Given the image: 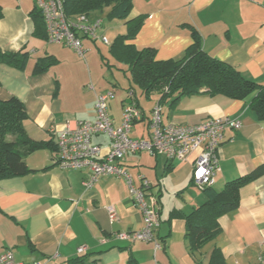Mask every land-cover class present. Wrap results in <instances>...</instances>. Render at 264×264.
<instances>
[{
  "label": "crops",
  "instance_id": "0c3cea01",
  "mask_svg": "<svg viewBox=\"0 0 264 264\" xmlns=\"http://www.w3.org/2000/svg\"><path fill=\"white\" fill-rule=\"evenodd\" d=\"M33 6L34 1L30 4L29 0L0 2V49L26 51L29 55L24 69L0 63V99L18 98L28 116L24 122L28 137L54 144L56 135L49 128L59 130L66 121L93 120L96 94L106 91V87L93 85L88 87L91 92L82 91L79 80L90 71L80 58L94 51L103 63V45L113 62L126 66L109 52L116 36L126 33V26L120 20L123 26L116 24L115 28L121 27L124 32L110 39L109 26L102 17L109 8L89 12L92 17L102 18L97 34H104L109 44L85 38L81 56L69 47L32 35L34 25L29 12ZM139 15L144 16V21L125 44L137 49L153 46L157 60L177 59L192 42L193 27L206 53L264 85V0H132L128 18ZM72 51L82 63L76 61ZM42 57L54 62L45 71L32 73L35 61ZM128 87L124 86L125 91L114 103L111 90L114 96L108 101V113L115 126L120 123ZM141 96L148 102L145 106L134 90L135 103L142 113L131 129L133 134L132 130L141 126L134 138L147 137L149 115L158 102L156 93ZM211 117L237 118L241 122L240 127L223 132L212 184L220 191L264 164V120L256 117L249 98L237 100L198 93L183 96L172 106H162L165 124L194 125ZM93 140L107 143L104 136ZM195 155L196 152L184 160L169 161L163 155L140 152L128 154L122 161L134 185L139 184L138 175L151 184L149 197L155 201L159 216L154 237L160 247L155 249L153 242H127L113 236L118 231L142 227V216L122 178L102 175L85 187L88 169L59 167L56 151L48 148L25 153L26 165L35 171L0 180V254L11 250L16 261L39 264H126L130 257L137 264H208L217 246L226 264H259L258 258L264 253V172L238 187L236 208L218 218L219 235L197 257L189 252L183 215L205 202L202 189L191 179ZM109 209L114 211L115 220H110ZM80 247L84 249L79 253ZM78 257L82 261L73 263Z\"/></svg>",
  "mask_w": 264,
  "mask_h": 264
},
{
  "label": "trees",
  "instance_id": "16d2710c",
  "mask_svg": "<svg viewBox=\"0 0 264 264\" xmlns=\"http://www.w3.org/2000/svg\"><path fill=\"white\" fill-rule=\"evenodd\" d=\"M132 0H63V10L67 17L80 13L102 11L109 8L107 19L123 20L126 33L117 35L110 45L109 52L114 59L127 66L130 73L128 90L135 86L139 94L149 97L156 93L158 104L161 106L174 105L181 97L198 93L209 96L222 95L230 99L242 100L249 98V106L259 120H264V85L244 76L239 70L225 61L206 53L201 44V38L193 27L190 31L192 42L178 59L157 60L156 48L146 46L137 49L132 44H125L130 40L144 21L139 15L128 18ZM34 29V37L46 40L43 16L35 3L29 12ZM2 16L0 10V17ZM26 51H3L0 49V63L24 69L28 60ZM102 62L108 64L101 55ZM54 62L49 57L38 58L32 69L37 74L45 71ZM135 100V99H134ZM139 107V105L136 103ZM28 116L23 103L16 97L6 100L0 99V180L22 176L35 170L30 169L23 155L39 149L48 148L56 151L51 140L35 141L26 134L24 122ZM8 136H12L8 140ZM23 148L24 151H20ZM264 172V164L247 177L237 179L226 184L220 190L212 186L202 188L205 202L183 215L185 220V239L189 252L197 257L202 248L212 242L220 233L218 218L235 209L238 202V187L257 174ZM175 214V212H172ZM78 257L73 263L81 262ZM126 264H137L135 258L130 257ZM208 264H226L219 247L214 246Z\"/></svg>",
  "mask_w": 264,
  "mask_h": 264
},
{
  "label": "built area",
  "instance_id": "2783aa9c",
  "mask_svg": "<svg viewBox=\"0 0 264 264\" xmlns=\"http://www.w3.org/2000/svg\"><path fill=\"white\" fill-rule=\"evenodd\" d=\"M191 1V0H188ZM43 16L46 41L69 47L83 56V39L100 41L108 45L104 34H97L103 20L86 13L67 17L63 10V0H34ZM111 90L96 94L93 120L66 121L61 129L53 126L49 132L56 135V164L63 169H88L89 177L83 181L90 187L99 176L113 175L122 178L128 188L133 205L142 216V227L138 230L118 231L115 239L127 242H153L154 248L160 247L155 240L154 231L159 222L155 201L150 198V182L138 175L139 184L133 183L131 175L122 165L128 154L146 152L151 155H163L167 160H184L196 152L191 162L192 182L199 188L212 186L218 169V150L223 142V132L227 128H238L241 122L237 118L211 117L200 124H165L162 121V106L154 104L147 124V137H131L135 121L142 116L136 105L133 90L126 92L120 123L115 126L108 113V101L113 98ZM104 136L105 145L95 142L96 137ZM148 197L150 201H148ZM110 220L116 216L109 209ZM78 248V252L83 251ZM259 264H264V253L259 256ZM0 264H39L37 261L24 263L16 261L11 250L0 254Z\"/></svg>",
  "mask_w": 264,
  "mask_h": 264
},
{
  "label": "rangeland",
  "instance_id": "374dc122",
  "mask_svg": "<svg viewBox=\"0 0 264 264\" xmlns=\"http://www.w3.org/2000/svg\"><path fill=\"white\" fill-rule=\"evenodd\" d=\"M2 1L3 0H0V2ZM33 1L34 0H29V3L33 4ZM102 17L104 19L105 24L109 26L110 30L107 32V35L110 39L111 37H113V35L116 36L118 33L124 32L123 29L121 28L123 26V23L120 20L108 21L107 18L105 17V12H103ZM116 24H121V27L115 28ZM74 54H75L74 58L76 59V61L80 62V60L78 59L80 57H78L76 53ZM101 54L106 56L105 61H107L108 63L107 65L99 61L98 52H94V51L86 52L84 55V59L80 58L82 62L87 63V69H89L88 71H90L89 73L87 72V74H85V76L79 80L80 88L82 89L83 92H91L88 89L90 85H93L95 87L100 86L101 88L106 87V90H113L115 94V98L112 100L114 103L118 100L119 96L122 95L123 92L125 91L123 90L124 86H127V85L132 86L134 84L130 80V73L127 70V66L119 65L113 62L110 59L109 54L103 45L101 47ZM69 56H73V55L70 54ZM81 70L82 72H84L83 69ZM116 82H118L119 84H117ZM113 85H115L116 87H114ZM133 87L135 88L137 92V96L140 99V102L145 106L147 101H145L144 97H142L139 94L138 89L135 86ZM140 127L141 126H137L136 128L132 130L133 134H131V137H136V134L140 131ZM7 139L11 140L12 136H8Z\"/></svg>",
  "mask_w": 264,
  "mask_h": 264
}]
</instances>
